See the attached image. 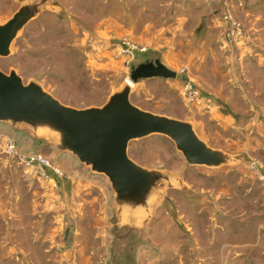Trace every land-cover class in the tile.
Returning a JSON list of instances; mask_svg holds the SVG:
<instances>
[{"label": "rangeland", "instance_id": "1", "mask_svg": "<svg viewBox=\"0 0 264 264\" xmlns=\"http://www.w3.org/2000/svg\"><path fill=\"white\" fill-rule=\"evenodd\" d=\"M25 1L0 0V24ZM124 1L50 0L12 42L10 55L0 57V69H15L25 83L36 81L65 105L103 104L130 80L132 66L163 54L135 52L132 65L125 64L120 38L114 37L117 21L127 13ZM213 2L210 34L222 48L209 56L207 35L196 45L197 66L181 59L170 69L179 79H139L130 99L142 109L191 122L203 141L233 156L234 163L188 165L173 142L158 134L131 141L133 161L176 177L159 185L149 216L134 217L119 210L107 178L59 150L53 135L0 121V264H264V180L249 168L252 160L264 164V0ZM154 3L146 0L145 18L173 21L165 4ZM130 5L138 8L140 1ZM225 13L241 25L245 50L224 41ZM206 22L202 18L198 30ZM218 69L236 73L238 81L234 106L217 110L232 115L223 125L179 94L186 79L205 92L209 73ZM213 84L216 90L221 86ZM218 100L210 98L212 107ZM253 114L258 119H249ZM6 140L23 154L41 153L62 177L52 181L49 170L18 164L4 152ZM86 180L99 188L76 191L77 182ZM91 196H97L93 204L85 198Z\"/></svg>", "mask_w": 264, "mask_h": 264}, {"label": "water", "instance_id": "2", "mask_svg": "<svg viewBox=\"0 0 264 264\" xmlns=\"http://www.w3.org/2000/svg\"><path fill=\"white\" fill-rule=\"evenodd\" d=\"M50 5V0H27L0 24V57L10 55L11 44L23 28ZM180 77L155 60L132 66L129 81ZM131 86L126 82L99 106L75 108L61 103L36 81L25 83L15 69H0V121L53 135L59 150L70 152L92 172L107 178L122 214L149 216L159 185L176 177L133 161L128 155L131 141L154 134L165 136L192 166L218 168L233 164L235 158L209 146L191 122L133 104Z\"/></svg>", "mask_w": 264, "mask_h": 264}, {"label": "crops", "instance_id": "3", "mask_svg": "<svg viewBox=\"0 0 264 264\" xmlns=\"http://www.w3.org/2000/svg\"><path fill=\"white\" fill-rule=\"evenodd\" d=\"M131 1L133 2V0L124 1V7L127 13L125 14V19L123 22L117 21L116 27L114 29V37L121 38L126 36L136 43L147 47V49L152 51L154 54L162 52V55L158 54L159 61L168 69L175 67L174 65L181 61V59H183L182 61L185 65H189L191 67L197 66L195 57L198 52V47H196V45L200 41L205 42L207 35L209 36V56L212 55L214 51L222 48L221 43L219 42L217 46L215 45L217 42H213L215 40L213 37H211L213 34L210 32L211 26H214V24L211 23L213 22V18L210 17L209 14L215 4L213 0H160V3L159 1L156 3L157 1L154 0L155 6H157V4H165L168 17H170V11L174 13V16L172 17L173 21H169L168 25H166V23L163 21L155 22L156 20L154 16H152V18H145L147 8H149L146 5V0H136L140 1V6L135 8L136 11H134L135 9L131 7ZM151 1L153 0H150V2ZM175 6H178V12L172 11ZM133 12H136V14L133 15ZM202 18L206 19L207 22L205 25H202L200 31L198 28L201 26L199 24ZM203 44L205 46V43ZM241 45H243V43L240 41L239 44L235 46L238 47L240 51L243 49L245 50L246 48ZM218 71L219 73L215 72L213 74L212 71L209 73L210 85L208 90L203 92L200 88L199 89L202 92L201 94L209 100L210 98L213 99L214 97H218V103L216 104L214 102V106L208 111L210 116L209 119H211V122L213 123L223 125L225 124V121L231 118L232 115L231 113L222 114L217 110L219 106L222 105H225L224 107L230 108L234 106L233 100L235 99V95L233 92L235 89L233 88H236L235 83L238 81L236 78V73L231 71L229 72L228 70L222 72L218 69ZM216 76L219 77V79ZM213 83L221 84V86L218 87L219 90H216L215 87H212L211 84ZM211 93H213L214 97L210 95ZM242 98L244 99L243 94ZM255 102H253L252 106L257 105ZM250 104L251 103L249 100V107H251ZM254 118L258 119L256 114L251 115L249 119ZM77 184L78 185H75L76 191H85L88 190V188H93L94 186L95 188H99L98 184H95V182L90 180L81 182L78 181ZM106 196L107 195L104 193L102 199H104L105 203L107 202L110 204V199L107 200ZM96 197L97 196H91L90 198H85H92L89 201V204H93L94 201L92 200L96 199ZM86 204H88V202H86ZM89 204L88 207L91 209ZM101 212L103 215V211Z\"/></svg>", "mask_w": 264, "mask_h": 264}, {"label": "built area", "instance_id": "4", "mask_svg": "<svg viewBox=\"0 0 264 264\" xmlns=\"http://www.w3.org/2000/svg\"><path fill=\"white\" fill-rule=\"evenodd\" d=\"M223 20L226 22V29L224 33V41L228 44L234 45L243 41L244 33L241 25L232 17L230 13L223 15ZM147 47L140 45L132 39L124 36L121 37L118 44V52L123 58L126 65H132L135 52H146ZM179 94L184 101L192 104L195 107L202 108L205 111L211 109L212 105L208 98L201 94L200 89L190 79L182 82ZM4 152L12 157L18 164L24 167H40L49 170L53 177L52 181H56L62 177V171L56 166L52 165L41 153L35 152L32 154H23L18 150L15 143L6 140L4 143ZM249 168L256 175L257 179L264 180V164L256 160H252Z\"/></svg>", "mask_w": 264, "mask_h": 264}, {"label": "bare ground", "instance_id": "5", "mask_svg": "<svg viewBox=\"0 0 264 264\" xmlns=\"http://www.w3.org/2000/svg\"><path fill=\"white\" fill-rule=\"evenodd\" d=\"M126 82L129 83L130 85H132L131 82L128 79L126 80Z\"/></svg>", "mask_w": 264, "mask_h": 264}]
</instances>
